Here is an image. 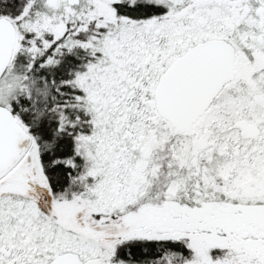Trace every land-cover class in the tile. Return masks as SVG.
<instances>
[{"label": "snow or ice", "instance_id": "snow-or-ice-1", "mask_svg": "<svg viewBox=\"0 0 264 264\" xmlns=\"http://www.w3.org/2000/svg\"><path fill=\"white\" fill-rule=\"evenodd\" d=\"M0 264H264V0H0Z\"/></svg>", "mask_w": 264, "mask_h": 264}]
</instances>
